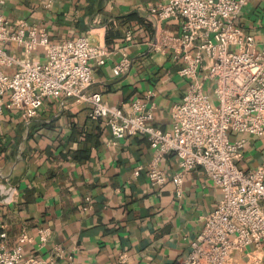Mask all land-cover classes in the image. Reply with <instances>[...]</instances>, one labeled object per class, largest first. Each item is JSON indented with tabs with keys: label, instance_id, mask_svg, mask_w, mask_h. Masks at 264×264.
<instances>
[{
	"label": "crops",
	"instance_id": "0c3cea01",
	"mask_svg": "<svg viewBox=\"0 0 264 264\" xmlns=\"http://www.w3.org/2000/svg\"><path fill=\"white\" fill-rule=\"evenodd\" d=\"M165 0H7L5 14L45 29L49 41L87 36L103 45L106 61L92 64V91L130 111L135 102L153 113L152 123L173 127V105L189 80L179 74L162 34L177 36L178 19L160 21L150 7ZM242 30L264 44V0H249L239 15ZM132 36L126 40V33ZM19 55L20 48L12 47ZM29 57L46 59L45 47ZM123 57L129 68L119 75ZM91 105L77 99L46 97L28 119L16 108L0 114V232L17 245L25 231V256L36 254L62 264H178L191 250L204 219L221 192L202 167L188 172L177 193L172 176L177 158L166 154L161 185L148 176L153 151L144 135H113L105 118L89 116ZM238 165L264 164V134L244 135ZM138 171V173H136ZM264 207V203H263ZM51 234L41 243L38 229ZM239 264H264V242L232 253Z\"/></svg>",
	"mask_w": 264,
	"mask_h": 264
},
{
	"label": "built area",
	"instance_id": "2783aa9c",
	"mask_svg": "<svg viewBox=\"0 0 264 264\" xmlns=\"http://www.w3.org/2000/svg\"><path fill=\"white\" fill-rule=\"evenodd\" d=\"M6 1L0 0V114L16 108L30 119L46 97L77 99L91 105V119L105 118L115 137L148 138L153 151L148 176L153 184L166 181L160 163L168 153L177 158L172 179L179 194L186 174L202 167L221 196L178 264H239L232 256L235 250L264 242V164L248 170L238 165L244 135L264 134V44L260 49L239 22L249 0H165L150 7L160 21L179 20L180 33L162 34L156 47L170 49L179 74L189 80L172 107L173 127L168 130L152 123L153 113L144 104L135 102L125 111L91 90L92 64H104L108 54L103 45L92 44L87 36L49 41L44 28L10 19L4 11ZM131 36L128 31L125 39ZM42 46L46 59L32 60L29 55ZM129 64L123 57L113 72L124 73ZM38 234L43 243L51 230L41 227ZM29 241L32 237L23 231L10 248L2 230L0 264H62L36 254L25 256L23 244Z\"/></svg>",
	"mask_w": 264,
	"mask_h": 264
},
{
	"label": "rangeland",
	"instance_id": "374dc122",
	"mask_svg": "<svg viewBox=\"0 0 264 264\" xmlns=\"http://www.w3.org/2000/svg\"><path fill=\"white\" fill-rule=\"evenodd\" d=\"M211 94H212V91H211Z\"/></svg>",
	"mask_w": 264,
	"mask_h": 264
}]
</instances>
